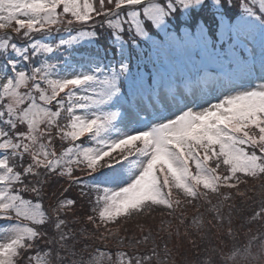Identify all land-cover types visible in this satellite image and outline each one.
Here are the masks:
<instances>
[{"label": "snow or ice", "instance_id": "snow-or-ice-1", "mask_svg": "<svg viewBox=\"0 0 264 264\" xmlns=\"http://www.w3.org/2000/svg\"><path fill=\"white\" fill-rule=\"evenodd\" d=\"M0 264H264V0H0Z\"/></svg>", "mask_w": 264, "mask_h": 264}, {"label": "trees", "instance_id": "trees-1", "mask_svg": "<svg viewBox=\"0 0 264 264\" xmlns=\"http://www.w3.org/2000/svg\"><path fill=\"white\" fill-rule=\"evenodd\" d=\"M62 183V182H61ZM58 187V185H57ZM243 190V189H241ZM78 189L73 191L72 193H70V195L72 196H76L78 194ZM49 196H51V192H49ZM49 204V201L46 199L44 201V207L45 209H47ZM77 212L79 215L83 216L84 214V209L80 206L77 205ZM189 215H191V212H189ZM166 219H171V218H167ZM140 225L144 226V231L147 232V229L149 226H155V230H158L162 225H161V215L159 212H149V213H145V215L141 218H131V219H125L122 220L120 225L118 227H120L122 229L121 231V235H136L138 236L140 234ZM173 226H175V222L173 224ZM163 227L167 228V225H163ZM236 227H240L239 223L236 224ZM257 227V225H253V229H255ZM242 231H247V228H243L241 229ZM181 233H183L184 228L181 227L180 229ZM109 247H111L113 249V252L115 253V250L117 248V245L115 244H111ZM169 247H173V244L170 242ZM175 253L174 255L176 256V258H189V251L186 245L182 246L179 241H175ZM141 251H143V248H141ZM195 249L192 250V253H195ZM180 253H184V256L181 257Z\"/></svg>", "mask_w": 264, "mask_h": 264}, {"label": "rangeland", "instance_id": "rangeland-1", "mask_svg": "<svg viewBox=\"0 0 264 264\" xmlns=\"http://www.w3.org/2000/svg\"><path fill=\"white\" fill-rule=\"evenodd\" d=\"M72 34H75L74 32ZM60 35H63L65 38H67V35L66 33H61ZM39 38V37H38ZM59 37L58 36H53V41L52 42H55V40H57ZM256 46L259 48V42H257ZM135 130V129H134Z\"/></svg>", "mask_w": 264, "mask_h": 264}]
</instances>
